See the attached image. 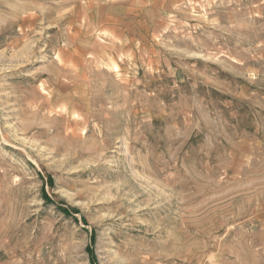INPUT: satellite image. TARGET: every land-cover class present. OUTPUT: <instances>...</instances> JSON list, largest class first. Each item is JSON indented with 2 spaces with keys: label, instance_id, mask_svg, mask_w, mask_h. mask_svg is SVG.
I'll return each instance as SVG.
<instances>
[{
  "label": "rangeland",
  "instance_id": "374dc122",
  "mask_svg": "<svg viewBox=\"0 0 264 264\" xmlns=\"http://www.w3.org/2000/svg\"><path fill=\"white\" fill-rule=\"evenodd\" d=\"M0 264H264V0H0Z\"/></svg>",
  "mask_w": 264,
  "mask_h": 264
},
{
  "label": "trees",
  "instance_id": "16d2710c",
  "mask_svg": "<svg viewBox=\"0 0 264 264\" xmlns=\"http://www.w3.org/2000/svg\"><path fill=\"white\" fill-rule=\"evenodd\" d=\"M50 181H51V180H50ZM44 199H45V201H51L50 198H49L48 196H46V195L44 196ZM60 209H61L65 214L68 213L66 209H64V208H62V207H61Z\"/></svg>",
  "mask_w": 264,
  "mask_h": 264
},
{
  "label": "bare ground",
  "instance_id": "6f19581e",
  "mask_svg": "<svg viewBox=\"0 0 264 264\" xmlns=\"http://www.w3.org/2000/svg\"><path fill=\"white\" fill-rule=\"evenodd\" d=\"M104 63H105V62H104ZM104 63H103V64H104ZM108 64H109V63H108ZM108 64L106 63V64H104V65H107V66H108ZM113 67H114V70H115V67H116V66H113ZM111 69H112V66H111L110 70H111ZM111 71H112V70H111ZM116 71H117V70H116Z\"/></svg>",
  "mask_w": 264,
  "mask_h": 264
}]
</instances>
